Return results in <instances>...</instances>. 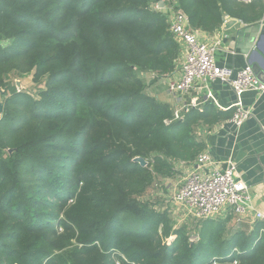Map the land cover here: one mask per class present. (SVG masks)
I'll list each match as a JSON object with an SVG mask.
<instances>
[{"label": "trees", "instance_id": "1", "mask_svg": "<svg viewBox=\"0 0 264 264\" xmlns=\"http://www.w3.org/2000/svg\"><path fill=\"white\" fill-rule=\"evenodd\" d=\"M156 1L0 0V88L11 74L45 79L37 96L3 97L0 264H264V221L233 233L232 214L204 220L195 243L139 201L176 162H195L200 122L232 115L205 105L165 124L173 110L137 75L175 70L178 45ZM168 1L207 33L224 17H264L263 0Z\"/></svg>", "mask_w": 264, "mask_h": 264}, {"label": "built area", "instance_id": "2", "mask_svg": "<svg viewBox=\"0 0 264 264\" xmlns=\"http://www.w3.org/2000/svg\"><path fill=\"white\" fill-rule=\"evenodd\" d=\"M239 1L249 3L252 0ZM151 10L165 17L168 30L179 51L182 49L184 52L177 78L169 79L167 82L169 94L184 98L193 91L205 89V101L211 102L221 111L231 109L229 121L234 128H240L252 116L251 110L243 104V95L247 92L264 93V84L256 77L251 66L246 65L238 70L218 66L214 54L220 47V42L210 44L202 42L196 31L189 27L187 19L180 14L175 1H156ZM229 19L224 17V23L226 24ZM263 21L264 17L261 22ZM5 45L6 42H1L2 47ZM216 81L227 84L234 95V102L229 109L221 108L208 91V85ZM200 105L197 101L184 104L179 110L173 111L172 118L166 120L165 124L182 121L186 112L198 109ZM195 164L197 169L187 173L180 183L160 184L165 191L171 192L169 200L172 205L195 221L218 220L232 214L235 223H241L251 212L252 206L247 187L236 173L235 163L228 160L225 168L221 170L208 154L201 152ZM255 217L257 220L264 219L257 213Z\"/></svg>", "mask_w": 264, "mask_h": 264}, {"label": "crops", "instance_id": "3", "mask_svg": "<svg viewBox=\"0 0 264 264\" xmlns=\"http://www.w3.org/2000/svg\"><path fill=\"white\" fill-rule=\"evenodd\" d=\"M195 31L202 42L209 44L215 41L220 42V47L214 54L215 62L218 66L238 70L249 65L247 57L235 50L233 42L230 41L232 30L227 31L225 23H223L221 28L210 33L201 30ZM183 56L184 52L181 49L175 62V70L168 77H157L152 72H138V77L145 85V93L155 98L158 102L169 106L173 111L179 110L184 104L197 101L198 104H201L197 109L199 111L205 105H211L217 113H226L228 111L232 113L229 108L234 102V95L227 84L219 81L210 83L208 91L212 93L218 105L223 109H229L228 111H221L211 102L205 101V89L193 91L189 95L184 96V98L174 97L169 94L167 82L169 79L177 78ZM249 66L264 71V46L262 54L252 59V65ZM259 81L264 84L260 79ZM243 104L251 110L252 116L240 128H234L229 121L230 118L213 122L214 119L211 117L209 118V123L200 122L195 129L196 139L205 146L202 152L208 154L216 167L221 170L225 168V163L228 160L234 162L237 175L247 187L248 195L251 198L252 210L241 223L236 224L234 221L228 223L233 233L240 230L243 224L252 228L255 222L264 221V219L257 220L255 217L257 213L264 218V93H245L243 95ZM196 169L195 162L190 165L176 162L174 164L175 175L171 178L162 179L159 185L169 182L172 184L180 183L187 173ZM177 210L185 219L191 220L182 210ZM225 219L219 218V220Z\"/></svg>", "mask_w": 264, "mask_h": 264}, {"label": "rangeland", "instance_id": "4", "mask_svg": "<svg viewBox=\"0 0 264 264\" xmlns=\"http://www.w3.org/2000/svg\"><path fill=\"white\" fill-rule=\"evenodd\" d=\"M15 81L20 82L22 92H27L33 96H37L38 92L44 88L45 84V79L38 83H34L31 75L19 78L18 76L11 74L5 80L8 94L17 91L15 88ZM177 174L180 175L179 173ZM170 197V191H165L163 186L156 185L155 187L154 185L146 190L145 194L139 198V201L148 204L152 209L165 214L169 220V227L172 231L182 228L187 233L190 241L196 243L199 239V226L202 221H195L192 218L191 220L185 219L183 215L178 212L177 208L172 205L169 200Z\"/></svg>", "mask_w": 264, "mask_h": 264}, {"label": "water", "instance_id": "5", "mask_svg": "<svg viewBox=\"0 0 264 264\" xmlns=\"http://www.w3.org/2000/svg\"><path fill=\"white\" fill-rule=\"evenodd\" d=\"M180 14L186 18L182 11H180ZM226 30H232L230 41L233 42L235 50H238L241 55L247 57V62L249 65H252V59L258 57L263 51L264 21L252 25H242L238 20L229 19L226 22ZM251 69L256 77L264 82V71L261 69L258 70L253 66H251ZM15 88L18 93L22 92V87L19 81H15ZM6 94L7 90L0 88V120L2 119L3 114V97ZM132 162L141 167H146L147 165V162L141 157L134 158Z\"/></svg>", "mask_w": 264, "mask_h": 264}]
</instances>
